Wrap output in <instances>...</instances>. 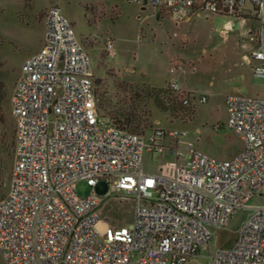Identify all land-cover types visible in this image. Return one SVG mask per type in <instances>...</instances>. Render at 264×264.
Segmentation results:
<instances>
[{
    "label": "built area",
    "instance_id": "built-area-1",
    "mask_svg": "<svg viewBox=\"0 0 264 264\" xmlns=\"http://www.w3.org/2000/svg\"><path fill=\"white\" fill-rule=\"evenodd\" d=\"M134 1L166 10L176 22L189 18L197 2ZM251 2L258 46L248 62L264 79V0ZM245 4L208 0L204 9L252 15ZM44 19V43L24 62L11 100L15 158L10 190L0 199L6 263L186 264L209 249L215 229L247 210L235 242L206 264H264V100L227 97L228 128L244 141L228 160L201 153L185 129L134 132L100 114L92 59L62 8L50 5ZM169 89L183 107L207 101L182 92L176 82ZM147 151L174 156L175 177L147 173ZM80 181L93 189L90 195H78ZM113 188L133 198V219L101 234L99 211ZM257 196L261 203L247 207Z\"/></svg>",
    "mask_w": 264,
    "mask_h": 264
},
{
    "label": "rangeland",
    "instance_id": "rangeland-1",
    "mask_svg": "<svg viewBox=\"0 0 264 264\" xmlns=\"http://www.w3.org/2000/svg\"><path fill=\"white\" fill-rule=\"evenodd\" d=\"M205 3L197 0L189 18L176 22L166 10L134 0H0V112L7 120L4 126L0 123V199L10 190L15 158L12 94L24 62L44 43V17L52 4L62 8L90 54L101 115L118 126L129 123L130 130L147 136L157 127L185 129L201 153L221 160L238 154L244 141L228 128L227 97L264 100V79L254 75L245 58L256 48L258 24L252 15L208 12ZM171 82L186 94L205 95L207 101L183 107L169 89ZM171 96L177 101L174 107L167 104ZM144 168L172 178L176 160L168 151H147ZM76 191L86 197L93 189L80 181ZM261 201L257 196L247 207ZM134 208L133 198L111 189L99 211L100 233L110 226H128ZM248 213L239 211L225 228L215 229L209 249L186 264H206L220 247L233 244ZM0 264H7L1 252Z\"/></svg>",
    "mask_w": 264,
    "mask_h": 264
},
{
    "label": "trees",
    "instance_id": "trees-1",
    "mask_svg": "<svg viewBox=\"0 0 264 264\" xmlns=\"http://www.w3.org/2000/svg\"><path fill=\"white\" fill-rule=\"evenodd\" d=\"M206 1H208V0H206ZM2 90H0V106L2 105V103H3V101H4V95L2 94V92H1ZM167 104L168 105H172L173 107L174 106H176V104H177V101L175 100V99H173V97L171 96V97H169L168 99H167ZM181 105V104H180ZM1 108V107H0ZM0 123H1V125H6L7 124V120L5 119V116L3 115V113L2 112H0ZM14 124H15V121H14ZM121 124H125V123H121ZM127 126L128 125H130L129 123H127L126 124ZM12 137L14 138L13 139V143H14V146H15V143H16V128L14 129V132L12 133Z\"/></svg>",
    "mask_w": 264,
    "mask_h": 264
},
{
    "label": "water",
    "instance_id": "water-1",
    "mask_svg": "<svg viewBox=\"0 0 264 264\" xmlns=\"http://www.w3.org/2000/svg\"><path fill=\"white\" fill-rule=\"evenodd\" d=\"M245 10L250 12L252 14L253 17H255L257 11L256 9L254 8L251 0H246V4H245Z\"/></svg>",
    "mask_w": 264,
    "mask_h": 264
},
{
    "label": "crops",
    "instance_id": "crops-1",
    "mask_svg": "<svg viewBox=\"0 0 264 264\" xmlns=\"http://www.w3.org/2000/svg\"><path fill=\"white\" fill-rule=\"evenodd\" d=\"M255 41H256V40H255ZM257 46H258V45H257V42H256V48H257ZM256 48H255V49H256ZM255 49H254V50H255ZM254 50H253V51H254ZM245 58H246L247 61H248L249 58H248L247 56H245Z\"/></svg>",
    "mask_w": 264,
    "mask_h": 264
}]
</instances>
